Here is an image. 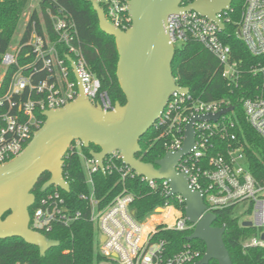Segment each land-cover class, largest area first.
<instances>
[{"label": "built area", "instance_id": "1", "mask_svg": "<svg viewBox=\"0 0 264 264\" xmlns=\"http://www.w3.org/2000/svg\"><path fill=\"white\" fill-rule=\"evenodd\" d=\"M93 1L103 7L106 19L114 26L122 30L131 26L130 0ZM193 1L185 0L183 5ZM229 10L231 8L218 14L225 23L224 29L194 10L170 15L167 27L176 48L190 41L201 44L218 60L229 84L238 86L242 64L221 38L226 22L230 21ZM235 34L252 54L264 57V0L245 1ZM69 58L74 60L75 68ZM253 70L264 72V64ZM80 84L94 105H100L105 111L114 110L115 104L108 92L102 89L101 81L88 67L76 22L63 0H36L24 10L13 38L6 45L0 42V164L25 149L43 125L45 111L62 108L76 100ZM240 103L247 121L264 137V97L242 98ZM228 107L233 109L217 121H195L193 149L181 157L176 169L188 177L195 190L204 193L206 211L239 208L242 218H250L244 221H252L251 227L257 231L244 246L264 248V179L255 178L248 168L243 146L236 144L237 137L232 131L235 106L224 99L205 101L194 97L190 91H176L154 126L159 138L164 140L166 153L178 152L185 144L187 125L192 118L215 115ZM227 140L234 143L223 150L222 143ZM74 142L69 150L77 153L83 163L88 190L80 198L87 202L89 220L97 230V250L101 257L98 264H189L196 260L199 252L191 244L171 254L167 241L156 236L161 228L195 229L196 224L188 220L176 203L166 202L141 220L132 207L136 194L127 180L135 177L147 183L149 189L161 190L167 197L185 203L181 194L168 196L171 188L167 179L139 176L123 161L120 150L108 153L101 167L97 158L83 151L85 147L80 140ZM100 173L117 175L118 179L115 187L101 195L95 183V176ZM32 207L31 227L44 234L53 231L55 226L70 227L85 218L82 210L69 206L57 188L36 200ZM153 214L158 215L156 220L147 222L148 217L156 216Z\"/></svg>", "mask_w": 264, "mask_h": 264}, {"label": "water", "instance_id": "2", "mask_svg": "<svg viewBox=\"0 0 264 264\" xmlns=\"http://www.w3.org/2000/svg\"><path fill=\"white\" fill-rule=\"evenodd\" d=\"M184 1L130 0L132 23L127 30H122L111 24L103 7L92 0L100 29L115 37L119 53L117 78L127 102L124 105L117 102L114 110L105 111L88 99L80 84L76 100L43 113L45 121L25 149L0 164V239L20 237L37 246L42 255L60 244L31 227L30 208L36 201L33 189L42 174L50 172L51 177L44 183L42 191L58 186L70 192V184L64 177V157L72 143L80 140L85 148L90 149L91 145L100 148V151L90 149V154L98 159L101 167L108 153L120 150L123 161L139 176L167 179L171 188L168 196H183L185 215L196 224L188 239H199L206 244L205 254L194 264H209L213 259L219 264H234L224 241L226 226L214 225L217 214L206 211L204 193L195 190L188 177L176 169L181 157L193 149L195 121H217L233 108L192 118L187 125L185 144L178 152L166 153L155 163L145 162L137 156L142 151L141 138L162 115L173 93L190 91L189 87L178 85L173 74L177 49L167 27L169 16L194 10L224 29L225 23L218 14L231 8L234 0H194L186 6ZM69 60L75 68L74 60ZM242 224L251 227L253 222L247 220Z\"/></svg>", "mask_w": 264, "mask_h": 264}, {"label": "trees", "instance_id": "3", "mask_svg": "<svg viewBox=\"0 0 264 264\" xmlns=\"http://www.w3.org/2000/svg\"><path fill=\"white\" fill-rule=\"evenodd\" d=\"M245 1H233L231 10L228 12L230 21L226 22V29L221 33L222 40L231 46L233 57L242 64V77L239 85L229 84L223 77L215 56L201 44L192 41L176 48L173 74L177 83L189 87L194 97L205 101L224 99L235 106V126L232 131L237 137L236 144L243 146L251 173L256 179L262 180L264 179V137L247 121L240 103L242 98L264 97V72L253 70L256 66L259 67V64H264V57L252 54L245 42L235 34ZM30 3L31 0H0L1 43L6 45L13 38L22 22V14ZM63 5L76 22L89 69L99 78L102 89L108 92L114 104L117 102L126 104V96L117 78L119 53L115 37L100 29L92 0H63ZM231 142L233 145V141H224L222 149H227ZM140 144L142 151L137 156L145 162L155 163L167 152L164 140L159 138V132L154 125L141 138ZM90 149L100 150L95 145H91ZM90 149L83 148V151L89 155ZM64 159V177L70 184V192L56 186L42 191L44 183L51 177L50 172H45L34 187L33 193L38 200L57 188L69 206L75 210H82L85 218L78 220L70 227L58 225L53 231L45 232L49 238L60 242L58 246L49 249L45 255L40 253L37 246L25 242L20 237L0 239V264H16L17 262L98 264L100 262L101 257L97 250V230L89 220L90 208L87 202L80 198V195L88 190L82 160L77 153H72L71 150ZM95 183L97 193L101 195L117 185V175L111 177L101 173L97 174ZM127 184L136 194L132 207L136 217L140 220L166 202L176 203V206L185 212V203L177 202L174 197H167L161 190L149 189L148 184L139 177L127 180ZM33 209L34 207L30 208L31 216ZM238 209L231 207L215 211L217 219L214 225L226 226L224 241L234 264H264V248L244 246L245 241L255 236L257 231L254 227L243 226L242 214H239ZM193 232V229L179 231L161 228L156 236L158 239L167 241L171 254L180 251L185 244H191L199 252L196 260L189 263L194 264L205 254L206 244L199 239L189 240L188 237ZM209 264H219V262L213 259Z\"/></svg>", "mask_w": 264, "mask_h": 264}, {"label": "rangeland", "instance_id": "4", "mask_svg": "<svg viewBox=\"0 0 264 264\" xmlns=\"http://www.w3.org/2000/svg\"><path fill=\"white\" fill-rule=\"evenodd\" d=\"M35 2H36V0H32L31 3H30V5H29V8H30L31 6H33V5L35 4ZM153 215H156V216H150V217H148V218L146 219V221L149 222V221H152V220H156V217H158V215H157V214H153ZM246 219H250V218H248V217H246V218H242L241 221L243 222V221L246 220Z\"/></svg>", "mask_w": 264, "mask_h": 264}]
</instances>
